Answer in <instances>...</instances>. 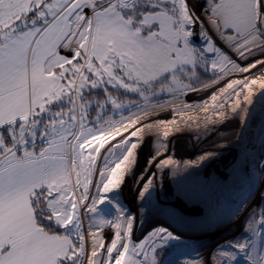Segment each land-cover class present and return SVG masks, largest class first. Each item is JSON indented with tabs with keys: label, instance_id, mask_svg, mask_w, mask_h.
I'll list each match as a JSON object with an SVG mask.
<instances>
[{
	"label": "snow or ice",
	"instance_id": "6c2138e0",
	"mask_svg": "<svg viewBox=\"0 0 264 264\" xmlns=\"http://www.w3.org/2000/svg\"><path fill=\"white\" fill-rule=\"evenodd\" d=\"M205 15L240 58L260 57L241 67L203 28L206 46L194 47L199 17L187 0H0V264H180L161 256L179 237L159 226L134 241L135 217L109 194L125 183L122 165L138 147L130 137L152 127H138L137 117L162 106L160 94L181 99L201 67L264 68V0H209ZM254 86L264 90V76L221 90L233 114L248 113ZM209 156L181 165L157 152L149 163L175 175ZM258 167L264 172V161ZM156 175L142 177L141 198ZM106 203L114 216L103 214ZM246 220L250 235L217 249V264H264V212ZM105 225L115 229L110 243Z\"/></svg>",
	"mask_w": 264,
	"mask_h": 264
},
{
	"label": "rangeland",
	"instance_id": "374dc122",
	"mask_svg": "<svg viewBox=\"0 0 264 264\" xmlns=\"http://www.w3.org/2000/svg\"><path fill=\"white\" fill-rule=\"evenodd\" d=\"M187 2L199 17L190 29L194 33L191 38L194 47L206 46L201 36L203 28L221 51L241 67L249 66L260 57L258 52L247 60L237 55L209 23L208 16L205 15L209 0ZM61 54L65 53L62 51ZM263 69L257 65L256 68L250 69L249 74L232 70L225 75H219L213 74L210 68L205 71L201 67L197 72L200 82L193 85L194 90L186 92L181 99L162 93L157 97L162 106L151 107L137 117L140 122L138 127L147 124L152 127L143 129L142 138L140 134L130 137L138 147L130 158L131 162L122 165L125 183L109 196L118 200L126 212L135 217L134 241L144 239L153 228L159 226L168 227L179 237L178 241H170L161 253L165 261L173 259L180 264L184 260H188L189 264H217V249L247 234L246 217H251L248 214L254 206V201L258 202L254 198L264 191V172L258 167L264 159V94L259 101L253 97L251 105L245 104L249 110L247 114L235 115L229 106L228 96H224L221 90L226 89L232 79H242ZM213 95L218 97L215 102L211 99ZM221 97L226 102V110L218 107ZM205 106L208 108L207 112L204 111ZM177 109L183 111H175ZM212 110L218 116L216 121L212 117L213 114L209 113H213ZM130 114L124 113L125 116ZM118 115L119 112L116 117ZM160 121L165 124H159ZM166 128L169 135L164 137ZM124 135L128 136V133ZM120 139L118 136L109 144H115ZM157 152L164 154V158L171 157L179 161L181 165L184 161H197L200 155L210 154L209 157L214 161L218 160V165L222 164L225 168H220L223 172L218 171L219 174L212 171L204 173L198 166L208 161L205 159L196 165L197 168L194 166L186 170L177 169L175 175L171 168L158 173L149 163L150 158ZM101 153L103 155L99 163L103 166V157L109 153L105 149H101ZM111 159L115 160L116 157ZM150 172L157 173L155 189L150 195L146 194L145 198H141L139 191L142 190V177H147ZM206 174L210 177L208 189L211 188L212 182L214 186L208 191H201V183ZM246 198L249 199L246 201ZM100 207L105 216L115 215L107 203ZM95 223L100 224V219H96ZM88 224L89 220L85 217V229ZM114 231L115 229L109 226L103 227L102 235L106 243H110Z\"/></svg>",
	"mask_w": 264,
	"mask_h": 264
},
{
	"label": "bare ground",
	"instance_id": "6f19581e",
	"mask_svg": "<svg viewBox=\"0 0 264 264\" xmlns=\"http://www.w3.org/2000/svg\"><path fill=\"white\" fill-rule=\"evenodd\" d=\"M264 70V69H263ZM261 71V72H258V71H256V72H252L251 73V75H248V77H251V78H258V77H262V76H264V71ZM249 74V73H248ZM246 75V74H245ZM235 79H241V78H235ZM233 80V79H232ZM231 80V81H232ZM230 81V82H231ZM223 89V88H222ZM258 89H260L258 86H254L253 87V97H254V95L256 94V92L258 91ZM238 90V89H237ZM228 91H231V90H228ZM224 93V92H223ZM227 96V94L226 93H224V96ZM253 97H252V99H253ZM229 104H230V101L228 102ZM211 107V106H210ZM213 111V110H212ZM209 113H211V114H213V118L215 119V121H216V114H215V111H213V113L212 112H209ZM208 113V114H209ZM218 117V116H217ZM237 117V116H236ZM218 120V119H217ZM196 121H198V119L197 120H195V123H196ZM230 124V123H229ZM213 132V131H212ZM219 133V132H218ZM210 136V135H209ZM149 139V138H148ZM206 141V140H205ZM210 142V141H209ZM211 146H213L212 144H211ZM211 149H212V147H211ZM193 156V155H192ZM198 156H199V154H198ZM201 156V155H200ZM182 157V156H181ZM227 160V157H225L224 158V161H226ZM183 162V161H182ZM206 163L205 164H202V165H199L198 167H200V169H201V171L203 172L204 171V173H207V172H209V171H212V172H215V173H217V174H219L218 173V171L219 172H223V171H221V170H223L224 168H223V165L222 164H220V165H218L219 163V161L218 160H216V161H214L211 157H209L208 158V161H205ZM217 164V165H216ZM196 167V166H195ZM197 168V167H196ZM220 168H223V169H220ZM198 170V169H197ZM214 170V171H213ZM181 172V171H180ZM198 173H200V172H198ZM223 231V230H222ZM232 232V231H231Z\"/></svg>",
	"mask_w": 264,
	"mask_h": 264
},
{
	"label": "built area",
	"instance_id": "2783aa9c",
	"mask_svg": "<svg viewBox=\"0 0 264 264\" xmlns=\"http://www.w3.org/2000/svg\"><path fill=\"white\" fill-rule=\"evenodd\" d=\"M263 147V146H262ZM262 161H264V159L262 160ZM214 181V180H213ZM214 186V182H212V185H211V188ZM210 188V189H211ZM210 189H206V191H208V190H210ZM264 192V191H263ZM261 193L262 192H260V195H258V197L257 198H254V200H256V201H258L257 203L254 201V206H253V208L250 210V212H249V216H251V218L253 217L254 219H258V217H259V215L261 214V212H264V200H261ZM247 197H249V196H247ZM249 198H246V201L248 200ZM261 201V202H260ZM200 225H202V224H200ZM248 235H250L249 233H247L245 236H248ZM231 241V240H230ZM243 262V261H242ZM241 264H243V263H241Z\"/></svg>",
	"mask_w": 264,
	"mask_h": 264
},
{
	"label": "water",
	"instance_id": "95a60500",
	"mask_svg": "<svg viewBox=\"0 0 264 264\" xmlns=\"http://www.w3.org/2000/svg\"><path fill=\"white\" fill-rule=\"evenodd\" d=\"M262 93H264V90L258 89V91L256 92V94L254 95L255 100H258L259 101L261 99L262 95H263ZM209 179H210L209 175L206 174L204 176V179L202 180L203 182L201 183V187H202V190L203 191H205L208 188V186H209V182H208Z\"/></svg>",
	"mask_w": 264,
	"mask_h": 264
},
{
	"label": "trees",
	"instance_id": "16d2710c",
	"mask_svg": "<svg viewBox=\"0 0 264 264\" xmlns=\"http://www.w3.org/2000/svg\"><path fill=\"white\" fill-rule=\"evenodd\" d=\"M101 96H102V94H101ZM125 99V102H127V97H125L124 98ZM139 109L138 108H132V112H135V111H138ZM118 113V112H117ZM126 113H129V112H126ZM110 115H111V113H110ZM121 117H120V114L116 117V119H120ZM159 118H163V117H159Z\"/></svg>",
	"mask_w": 264,
	"mask_h": 264
},
{
	"label": "flooded vegetation",
	"instance_id": "af4514ba",
	"mask_svg": "<svg viewBox=\"0 0 264 264\" xmlns=\"http://www.w3.org/2000/svg\"><path fill=\"white\" fill-rule=\"evenodd\" d=\"M201 191H203L202 188H201ZM147 197H148V196H147Z\"/></svg>",
	"mask_w": 264,
	"mask_h": 264
}]
</instances>
